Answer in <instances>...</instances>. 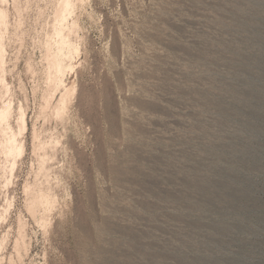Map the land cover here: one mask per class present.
Listing matches in <instances>:
<instances>
[{
    "label": "rangeland",
    "instance_id": "obj_1",
    "mask_svg": "<svg viewBox=\"0 0 264 264\" xmlns=\"http://www.w3.org/2000/svg\"><path fill=\"white\" fill-rule=\"evenodd\" d=\"M61 3L0 0V264H264V0Z\"/></svg>",
    "mask_w": 264,
    "mask_h": 264
},
{
    "label": "bare ground",
    "instance_id": "obj_2",
    "mask_svg": "<svg viewBox=\"0 0 264 264\" xmlns=\"http://www.w3.org/2000/svg\"><path fill=\"white\" fill-rule=\"evenodd\" d=\"M66 2H67V0H63V3H61V5H60L61 10H65L67 8ZM3 49L4 48H3V44H2V38L0 35V63H1V61H3V59H5L4 55H3V52H4ZM57 63L58 62L56 60V64ZM1 65H2V63H1ZM73 88L75 89L74 86H73ZM73 88L70 89V90H72L71 91L72 95L74 93ZM69 94H71L69 91V87L65 86V89H64V91H62L61 96L57 102V105L60 104L62 101H64L63 99L68 98ZM69 97H70V95H69ZM47 105L48 106L44 108L45 110H48L49 107L51 108V106H52V104H47ZM54 107H56V106H54ZM54 109L56 110V108H54ZM55 110H53V111H55ZM11 113H12V110L10 108V105H8V106L5 105L4 107L0 108V155L3 154V156L6 157V164L2 163V166L4 165L3 167L5 170L8 169L10 166H11V168H14L15 164L17 163V159L23 154V152L25 150V146L23 145V143L18 138V133H20L24 129H26V121H25L24 113H21L20 117H19V130L20 131H18V133H17V131L10 129L11 127L7 126V122L10 118ZM54 115H55V113H54ZM38 137H39L38 134L35 133L34 134V138L36 140L35 144L37 141L40 142V140H39L40 138H38ZM36 145L39 146V143H37ZM35 148H37V147H35ZM0 168H1V164H0ZM35 200L37 201V198Z\"/></svg>",
    "mask_w": 264,
    "mask_h": 264
}]
</instances>
